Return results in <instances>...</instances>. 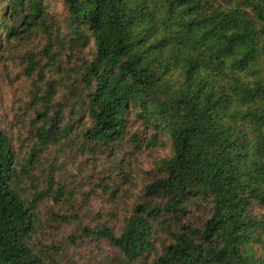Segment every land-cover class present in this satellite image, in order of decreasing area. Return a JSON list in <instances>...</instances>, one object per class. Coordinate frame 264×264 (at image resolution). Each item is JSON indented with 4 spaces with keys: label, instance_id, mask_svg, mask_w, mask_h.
<instances>
[{
    "label": "trees",
    "instance_id": "trees-1",
    "mask_svg": "<svg viewBox=\"0 0 264 264\" xmlns=\"http://www.w3.org/2000/svg\"><path fill=\"white\" fill-rule=\"evenodd\" d=\"M60 1L67 33L46 28L43 60L27 59L25 74L39 78L29 158L0 131V264H61L45 236L67 217L43 220L37 206L67 185L53 170L37 179L35 163L53 145L85 154L139 144L131 115L172 153L119 235L102 221L80 239H105L130 263L264 264V0ZM42 9L8 0L6 36L45 27ZM115 171L116 202L130 174Z\"/></svg>",
    "mask_w": 264,
    "mask_h": 264
},
{
    "label": "rangeland",
    "instance_id": "rangeland-1",
    "mask_svg": "<svg viewBox=\"0 0 264 264\" xmlns=\"http://www.w3.org/2000/svg\"><path fill=\"white\" fill-rule=\"evenodd\" d=\"M7 2L0 0V131L10 137L14 150L28 159L34 144L29 140L27 129L36 119L30 106L35 100L37 88L34 84L39 78L37 74L32 77L25 74L27 59L32 55H40L43 60L41 54L53 32L49 30L52 26L54 30L61 28L60 33H67L63 29L66 26V8L60 0H41L46 20V23H42L45 27L7 37L3 25ZM7 26L11 24L7 23ZM46 28L50 35L45 32ZM63 61L66 62V59ZM127 132L129 137L139 134L141 143L136 145L126 141L116 146L114 151L91 150L85 154L78 151L76 154L65 146L53 145L45 149L35 163L37 179L43 182L44 175L53 170L56 172V182L67 185L65 195L56 197L55 193H48L37 206L38 216L43 220L52 222L50 213L67 217L68 221L60 231L48 230L46 234L49 236H45L47 243L55 247L58 263L150 264L154 260L151 254L130 263L105 239H80L82 227L99 228L102 221L111 222L119 235L142 189L154 175L159 174L161 160L172 153L169 139L155 137L154 132L136 121L133 115L129 116ZM118 167L125 168L130 175L129 182L117 194L115 202L111 200V193ZM112 211L114 214L111 217L109 212ZM164 242L165 239L160 237L157 248H162Z\"/></svg>",
    "mask_w": 264,
    "mask_h": 264
}]
</instances>
